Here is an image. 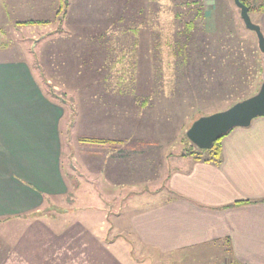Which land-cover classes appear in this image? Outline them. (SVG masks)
Returning a JSON list of instances; mask_svg holds the SVG:
<instances>
[{"label":"rangeland","instance_id":"374dc122","mask_svg":"<svg viewBox=\"0 0 264 264\" xmlns=\"http://www.w3.org/2000/svg\"><path fill=\"white\" fill-rule=\"evenodd\" d=\"M68 2L58 15L59 0H52L57 8L46 1L44 10L11 9L9 0H0V17L8 21L0 23V60L27 62L45 93L66 110L61 164L71 192L41 212L0 218V264H69L72 258L85 264L79 256L85 248L71 243L100 239L98 234L119 239L123 244L110 252L135 264H225L217 248L162 255L135 241L123 227L133 202L91 197L89 190L105 195L108 186L95 187L80 176V151L94 146L84 138L100 139L108 130L130 141L129 150L146 136L143 148L156 168L163 154L174 168L188 152L201 151L187 137L192 124L260 89L264 58L256 33L246 28L233 0ZM251 18L261 24L259 13ZM29 20L49 24L16 25ZM134 158L128 167L133 173L125 171L132 182L141 173V157ZM70 244L73 253L65 256L61 251Z\"/></svg>","mask_w":264,"mask_h":264},{"label":"crops","instance_id":"0c3cea01","mask_svg":"<svg viewBox=\"0 0 264 264\" xmlns=\"http://www.w3.org/2000/svg\"><path fill=\"white\" fill-rule=\"evenodd\" d=\"M46 1L50 8H57L52 0H9V4L11 9L44 10ZM29 21L16 25L49 24L46 20L26 24ZM6 22L0 17L1 24ZM260 26L264 33V14ZM65 112L45 93L27 62L0 60V218H23L41 212L52 199L71 195L61 164L60 124ZM109 132L99 138L115 140L114 147L94 145L80 151V176L95 187L108 186L105 195L89 190L91 197L112 195L113 201L133 202L123 227L135 241L162 255L217 248L225 264H264V117L223 138L220 164L184 155L173 168L163 154L156 168L143 148L148 145L146 136L139 137L129 150L133 147L130 141ZM136 156L141 157V173L139 181L132 182L126 175L133 173L128 169ZM86 157L91 161L86 163ZM70 176L75 182L74 175ZM98 236L84 243L72 242L79 247L70 244L69 250L63 247L61 252L68 256L72 247H84L79 256H85V264H135L110 252L123 244L119 239ZM74 261L69 264H79Z\"/></svg>","mask_w":264,"mask_h":264},{"label":"water","instance_id":"95a60500","mask_svg":"<svg viewBox=\"0 0 264 264\" xmlns=\"http://www.w3.org/2000/svg\"><path fill=\"white\" fill-rule=\"evenodd\" d=\"M240 10L247 29L256 33L258 46L264 58V33L260 25L254 23L249 8L240 0H233ZM264 117V71L259 91L229 109L196 120L187 132L188 139L200 150H210L216 141L227 136L235 128H247L253 120Z\"/></svg>","mask_w":264,"mask_h":264},{"label":"trees","instance_id":"16d2710c","mask_svg":"<svg viewBox=\"0 0 264 264\" xmlns=\"http://www.w3.org/2000/svg\"><path fill=\"white\" fill-rule=\"evenodd\" d=\"M240 1L242 3H244L249 8L250 16L252 13H259L260 15L264 14V0H240ZM64 6L67 10L69 9L68 0H60V9L58 11V15L63 13ZM200 8L201 9L199 10V13H197L198 14L197 16L203 15V8L202 7H200ZM66 13H64L65 16H66ZM199 17H201V16H199ZM37 23H43V22L29 21L26 24H37ZM192 25H196L195 21L190 22L187 25V28L190 30V32H192V30H193ZM263 71H264V63H263V69H262V81H263ZM223 138L216 141L210 150H201V151H196V152L190 151L186 155L192 156L195 159H205L207 161H211V162L220 164L222 162L221 141L223 140ZM82 142L90 143V144H93L96 146H105L106 145V146L111 147V148L113 147L112 145L115 146L117 143L115 140L92 139V138H84L82 140ZM240 204H242V203L235 204V205H240ZM235 205H233V206H235ZM230 207H232V206H229V208Z\"/></svg>","mask_w":264,"mask_h":264}]
</instances>
